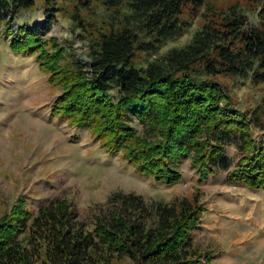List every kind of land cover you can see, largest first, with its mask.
Segmentation results:
<instances>
[{"label":"trees","instance_id":"1","mask_svg":"<svg viewBox=\"0 0 264 264\" xmlns=\"http://www.w3.org/2000/svg\"><path fill=\"white\" fill-rule=\"evenodd\" d=\"M36 1L0 0V21L15 50L38 47L55 16L58 6L51 5L43 23L15 30L19 9ZM75 1L87 6L91 0ZM101 1L111 8L121 4ZM204 2L124 0L123 21L99 30L88 63L76 59L62 69L65 90L52 109L71 124L93 127L98 138L110 136L103 142L109 149L126 148L138 172L165 183L181 177L185 155L200 176L228 169L224 145L234 139L242 158L228 177L264 187V139L253 137V127H264V108L237 107L221 80L264 85V5L257 25L230 5L216 19L206 18L183 45L144 66L135 62L138 52L155 53L183 33L190 25L184 9L194 16ZM40 52L41 65L52 68V55L44 47ZM200 210L187 196L147 202L139 193L114 191L86 223L66 197L36 208L20 201L0 215V264H209L192 236Z\"/></svg>","mask_w":264,"mask_h":264},{"label":"rangeland","instance_id":"2","mask_svg":"<svg viewBox=\"0 0 264 264\" xmlns=\"http://www.w3.org/2000/svg\"><path fill=\"white\" fill-rule=\"evenodd\" d=\"M51 5L58 6L52 10L55 16L39 46L32 50L13 49L0 21V215L20 201L36 208L53 197H66L77 217L90 223L99 209L106 208L114 191H133L147 202L187 196L197 199L201 207L192 232L201 260L209 264H264V187L228 177V169L242 158L234 139L224 145L228 169L215 167L200 176L185 155L178 164L181 177L165 183L138 172L126 157V148L109 149L104 140L110 136L98 138L93 127L71 124L69 118L53 112V102L65 90L62 69L76 59L87 64L99 30L121 23L127 8L124 0L116 8L101 0H91L87 6L75 0H37L30 8L19 9L12 21L14 29L20 24L43 23ZM230 5L247 16L248 25H257L264 0H205L194 16L185 8L182 16L190 25L184 32L167 40L155 53L138 52L135 62L144 66L168 48L183 45L206 18L216 19ZM41 47L52 55L54 70L41 65ZM221 80L237 107L264 108V85L242 78ZM135 125L138 130L145 129L140 122ZM149 135L154 137L152 132ZM253 137L264 139V127H253Z\"/></svg>","mask_w":264,"mask_h":264}]
</instances>
